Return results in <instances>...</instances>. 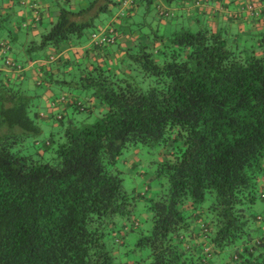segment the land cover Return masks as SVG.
Masks as SVG:
<instances>
[{
  "label": "trees",
  "instance_id": "16d2710c",
  "mask_svg": "<svg viewBox=\"0 0 264 264\" xmlns=\"http://www.w3.org/2000/svg\"><path fill=\"white\" fill-rule=\"evenodd\" d=\"M120 6H61L27 42L28 60L97 32ZM5 9L0 31L11 34ZM181 25L165 33L159 18L115 64H73L69 81L35 88L6 58L0 264H264V34ZM44 83L45 108L35 93ZM64 85L70 94L53 99ZM139 144L159 149L155 197L123 185L121 159Z\"/></svg>",
  "mask_w": 264,
  "mask_h": 264
},
{
  "label": "crops",
  "instance_id": "0c3cea01",
  "mask_svg": "<svg viewBox=\"0 0 264 264\" xmlns=\"http://www.w3.org/2000/svg\"><path fill=\"white\" fill-rule=\"evenodd\" d=\"M120 1L123 2L124 0ZM18 2L19 6H22V10L19 12L22 18H25V16L31 17L27 9L28 7L34 11V14H36L35 9L41 11L40 20L37 19V23L32 19H26L27 24L23 23L24 26L21 25L27 31V42L31 41L32 37L38 38L43 30L50 29L51 24L57 19L61 6L84 7L89 3L87 0H75L74 2L73 0H18ZM32 2L38 8L30 7ZM5 6L13 9L15 4L11 2V4L8 3V6ZM249 6H253L256 11L250 12L248 10ZM166 8L170 9L171 13L164 15L163 11ZM141 10H145V16L155 13L152 14L153 17L157 16L160 18V23L164 27L168 26L169 21L181 20L183 24H186L195 31L208 27L215 30L225 29L232 34L238 33L248 37L250 35L264 34V0H155L152 4H146L139 0L132 8L126 11H123L122 6L118 7L110 17V23L106 19L101 20L99 30L97 32L94 31L95 33L93 31L88 33V42L82 38H75L68 45L55 49V53L48 54V56L55 55L56 59L51 61L47 56L44 59L39 56L31 60L29 68L25 67L24 72L21 74L24 73L25 78L34 83L40 81V75L45 71H51L55 77L61 70H64L65 73L71 71L73 64H84L86 61L96 63L106 62L110 63V65L115 64L117 60L119 61L125 55L126 49L133 46L134 39L136 40L141 34H146L145 32L148 33L146 25H140V27L136 28L135 34L129 28V26H137L135 18H137ZM128 11L130 13L126 16L121 14ZM158 12L159 14H157ZM165 18L169 20L166 21ZM45 19H48L49 22L45 23ZM155 23L156 19L154 20L153 28L156 27ZM13 33L15 32L13 31ZM94 34L97 36H107L108 38L113 37L115 38V42L101 46L99 48L101 53H93V49L95 48L92 40ZM14 38L16 37L14 36ZM2 42L7 43V41L0 40L1 53L4 52L3 50H8L6 46L1 47ZM22 46L24 45L22 44ZM14 57V60L9 58L8 60L19 62L16 60V54H14ZM0 68L5 67L0 64Z\"/></svg>",
  "mask_w": 264,
  "mask_h": 264
},
{
  "label": "rangeland",
  "instance_id": "374dc122",
  "mask_svg": "<svg viewBox=\"0 0 264 264\" xmlns=\"http://www.w3.org/2000/svg\"><path fill=\"white\" fill-rule=\"evenodd\" d=\"M25 1H28V0H25ZM74 1L75 0H73V2ZM88 1H91V0H87V2ZM11 2L12 3L14 2L16 8L13 7V9L11 8V10H10V8H7L5 5L8 6V3L11 4ZM29 4H31V3H29ZM0 6L3 9L7 8V9H5L7 11L6 14L10 15V19H11V23L9 26L15 32V33H13V31H12V33L10 34L7 31V28L4 31H0L1 32L0 33V36H1L0 40L7 41V43H6L7 46H9V48H12L11 51L7 50L3 55H1V50H0V64L5 65L6 58L14 60L15 57L13 58V56H14V54H16V57H17L16 60L19 62H22L26 68H29L31 61L28 60L29 59V57H28L29 53H28V48H27V45H28L27 44L28 39L26 36L27 31L25 30V28H22V26H24L23 23L27 24L26 19H32L33 21H36V23H37V21H38L37 19H39V17L41 16V11L35 9L36 14H34V11H32V9L28 7L27 9H28L31 17L29 18V17L25 16V18H22L20 16V13H19L22 10L21 9L22 6L21 7L19 6L18 0H5L4 2L2 0H0ZM30 7L38 8V6L33 5V2L30 5ZM144 11L145 10H141L140 14L137 15V18H135V22L137 23V26L134 27V25H133V28L136 30V28L140 27V26H138V24L144 18L143 21L146 20L145 21L146 29H148L147 31L150 32L153 30L152 26H153L154 20L156 19V23H155V26H156L157 22L159 21V18L157 16L153 17L152 14H155V13H151V14L145 16ZM105 19L107 20L108 23L111 22L110 17L103 16L102 20H105ZM165 20L167 21L169 19L165 18ZM44 22L45 23L49 22V20L45 19ZM181 23H182L181 20L169 21L168 26L162 27L161 30L164 29L165 33H170V32H172V29L174 31L175 29L180 28L182 26ZM43 32H45V30H43ZM90 32H91V30L87 31L81 38L85 39L86 42H88L87 36H88V33H90ZM14 36L16 38H14ZM32 39H33V37H32ZM39 41H40V38L38 37L37 42H39ZM22 44H25V46L23 47ZM55 49L56 48H54V49L47 48L44 51H39L38 53H36L34 55V59H36L39 56L42 59H44L47 56L51 61H53L54 59H56V56L55 55L48 56V54L49 53H55ZM47 72H49V73L45 74ZM50 74H51V71H45L43 74L40 75V78H41L40 80L49 82V84H51L50 81H52V80H55V81L67 80V81H69V79H70V76L67 75L64 70H61L58 73V75H55L54 78H51ZM24 85L35 88L33 85V82L31 80H28V81L26 80V84H24ZM46 85H47V83H44L43 88L38 87L37 90L35 91L36 94H39V98L37 99V101L44 108L47 107V104H49L50 101H52L51 100L52 97H50L49 94H47V92L45 93V90L47 88ZM70 91L71 90L69 89V87L67 85L66 86L64 85L62 88L54 89L53 93H52L53 99L58 98L60 100L62 98H65L66 94H70ZM72 92L74 93L75 90L72 89ZM50 129H51L50 127H45V131L47 134L49 133ZM43 136L46 137L45 135H43ZM154 147L152 148V146H145V145L139 144V145L130 147L124 153V155L121 159L122 165H120V166L125 173L123 175V177H124L123 185H124V188L126 189L127 192L132 193L135 191L138 194H140V193L144 194V193H147L146 189L148 187H150L151 190L148 192L147 195L149 197L150 196H153V197L156 196V193L158 191V183L150 174V170L154 169V167H155V164H150V161L157 158L156 157L157 153H158L157 151L159 150L157 147L156 148H154ZM125 160H127V164L125 163ZM134 163L137 164V166L132 168L134 170L131 171V167L133 166ZM138 206H139L138 209L140 211H142L141 217L144 219L147 218L148 213L145 212L147 210H146L144 203H139ZM260 206H262V205H260ZM257 209L259 210L260 208H257Z\"/></svg>",
  "mask_w": 264,
  "mask_h": 264
},
{
  "label": "built area",
  "instance_id": "2783aa9c",
  "mask_svg": "<svg viewBox=\"0 0 264 264\" xmlns=\"http://www.w3.org/2000/svg\"><path fill=\"white\" fill-rule=\"evenodd\" d=\"M137 1L138 0H124L122 2L123 11H126L127 9L132 8L136 4ZM248 10L251 11V12L256 11V9H254L253 6H249L248 7ZM170 13H171V10L170 9H167V8H166V10L163 11V14L164 15L165 14H170ZM92 40H93V43H94L95 46H104V45H107L109 43H114L115 42V38H113V37L112 38H108L107 36H103V35L97 36L95 34H94ZM7 64H13V63H11V61L8 60L7 61ZM13 65H15V64H13Z\"/></svg>",
  "mask_w": 264,
  "mask_h": 264
},
{
  "label": "clouds",
  "instance_id": "9594fccd",
  "mask_svg": "<svg viewBox=\"0 0 264 264\" xmlns=\"http://www.w3.org/2000/svg\"><path fill=\"white\" fill-rule=\"evenodd\" d=\"M8 61V60H7ZM7 63V62H6Z\"/></svg>",
  "mask_w": 264,
  "mask_h": 264
}]
</instances>
